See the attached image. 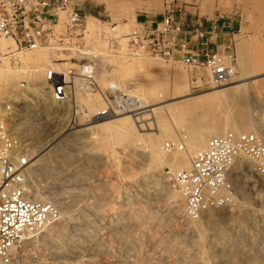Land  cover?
I'll return each instance as SVG.
<instances>
[{"label":"rangeland","instance_id":"374dc122","mask_svg":"<svg viewBox=\"0 0 264 264\" xmlns=\"http://www.w3.org/2000/svg\"><path fill=\"white\" fill-rule=\"evenodd\" d=\"M84 1V6L87 9V17H93L97 19V21L90 25V22L86 20V33L84 34L85 37L83 40L77 42L80 45V48H85L86 54L90 56L93 49H97L100 54L107 53L106 43L102 40V33H109L111 30L106 27V21L113 23L116 25L115 27H118L115 30L117 35L126 36L129 31L132 32L137 28V26L133 24L137 15L139 16L146 14L151 17L161 14L164 12L166 7L171 5L173 0H141V7L136 9L133 13L130 12L128 7L130 4H134L135 0H108L109 3L113 1V5L110 6L105 3V0ZM179 1H185L187 3L191 2V0ZM119 5H124V10L120 8ZM217 9L227 14L236 12L233 19L234 22H236L237 28L240 26V33L237 34L236 38L234 59L236 70L238 73L240 72L239 75H242L243 73L251 75L248 73L253 70H257L258 73L263 71L264 0H200L198 3L199 14L207 18H214ZM95 28H99V30H95ZM124 43L125 40H120V45L123 47L121 49V54L118 55L115 53L113 54V57H115V60L118 61L121 67L133 70V73H131V71L126 74L124 79L126 82V87L137 92L134 93L137 98H148L144 87L146 84L145 80L147 81L149 79H145V71L140 72L137 69L138 65L134 60V58L137 56L125 54ZM90 57L92 58V56ZM123 57L125 58L123 59ZM91 58L86 60V62L83 60L84 64L81 61L79 66L80 68H71L77 70L82 68L83 70H81L83 72L87 71L86 73H88V70L92 69ZM143 59L144 61L155 63L154 67L160 71L159 74H157L155 81L152 82L154 87L159 86L163 82L164 78H166L172 72L177 74L180 72L179 75L187 83V89L189 90L190 94L189 96L182 99L166 101L164 104L176 103L181 100L188 99L187 101L189 103H193V105H195L192 107L191 113L189 112L183 116L184 122H177V131L172 128L171 131L161 139V141L156 143L159 153H164L167 156L180 153L181 151L174 149H169V152L165 150L163 151L162 148L167 145L166 143L178 142L180 136L188 137L189 123L190 125L198 124L203 131H215L217 130L219 123L222 122L225 117H228L231 122L252 120L255 130L258 133L261 131L264 132V80L255 82L256 84L254 83V81H257L263 77L260 76L244 81L243 83L246 84L245 89L241 91V97L233 100V103L224 104L223 101H220L218 102V105L215 104L210 106L203 101H197L196 98L203 93L201 91L213 87V85L210 84L207 79H201V83L196 84L195 78H192L193 75L191 76L190 71L184 66L179 64L172 65L163 63L148 56H145ZM241 60L242 63H240ZM128 62L131 63L129 64ZM243 64L247 65L245 66V72L242 73L241 68ZM256 66L261 67H259L260 69H257L258 67ZM83 67H85V69ZM109 73H112V71L97 73V76L104 78L105 76L109 75ZM203 77L204 76L202 75V78ZM96 83L99 87L100 85L97 81ZM106 87L102 88L107 89L109 86L107 88ZM8 88L9 87L5 88V91H7ZM3 96L4 94H2L0 98L2 99ZM39 100L40 99H38L35 104L37 108L32 107L31 111H33L32 113L36 111L40 116L36 117L35 113L31 115L26 122L19 126L20 131L19 134H17L20 137L24 136L23 140H25L26 143H33L31 148H27V150L29 149L32 151L33 155L30 158L32 161H34V159H38L37 157L39 156L37 155L45 154L49 150H55V152L61 151V155L56 158V161L63 164L64 168H67L66 172L69 177H66V173L60 172V170L57 171L56 167H54L55 170L53 167H49L46 172L43 171L41 173H37L33 177L34 179L29 181L32 186L30 188L31 193H35V190L45 193L51 191L50 198H53L54 201L59 203L64 201L68 203L67 205L64 202L65 206H68V208L65 207L68 210L65 209L64 211V208H62V211L66 212L72 221L79 219L78 223L80 222L81 224L84 221L80 220V216L85 214L88 215L90 212H97L96 214H98L99 217L112 218L114 215L116 217L118 216L119 218V216L123 215L124 213V206H119L120 204L117 203L118 198L120 200L125 196L128 197L129 203L136 202L137 195L133 191L134 185L142 186L145 194H147L150 198L154 197L156 199L158 198L159 200H157L158 203L155 205L149 203L146 204L143 201L139 202L137 205V210L143 208L141 212L144 214V212L149 211V209H152L154 206H160L164 211L167 209V214L165 215L166 218L164 219L163 217L162 224L160 226L163 228L166 226L165 228L170 229L171 234L169 236H171V243L170 241H167V243L164 244L161 243V248H163L164 245H169V243L173 244L172 246L174 247L180 246V244L183 242L182 239L184 240V237L187 238V235L180 231L182 230L180 221L172 217L171 213H169L171 207L174 204L172 202L173 194H178V192H180L179 187L175 184L174 179L169 174V166L166 164H153L151 165L150 170H147L146 166H139L137 163L141 161L140 157H142V155L138 151V148L133 149V147H129L124 149L123 142L119 143L118 141H113L108 143L106 146H101L99 143L93 140H88L87 138L83 139L82 144L77 145L70 141L74 138V135L77 136V130L88 127V123H90L94 118L99 117V115H95V112L97 111H95V107L93 106L91 95L86 97H75V99L71 100L70 102L71 106L66 104H57L56 109L44 108L41 104L42 102L40 103ZM1 102L2 101H0V103ZM70 109H72L71 115ZM46 116L50 117L48 118L50 121L46 120ZM215 124H217L216 127ZM144 125L145 128H143ZM140 128L142 132L145 131L144 134H149V131H146L148 129L147 123H141ZM212 128L216 129L212 130ZM249 131L250 130H248L246 133H251V131ZM73 132L76 134H73ZM148 136H144V139L147 140L146 137L149 138ZM161 144L165 145L162 146ZM56 145H59V147H56ZM132 150L133 153L131 152ZM236 170L237 172L240 170V172L243 171V175H237ZM252 170L253 169L251 165L247 162H244L243 160L236 164L235 168L232 170V175H237V177H239V181L243 185L242 196L238 199V203L234 204L233 206H230L232 204V200L231 204L227 207L213 210V213H217L216 215L219 216L220 219L226 224L225 226L230 228L226 236L228 244H226L227 246L225 245L226 248L228 249L232 245L230 244L229 240H236L238 249L241 250V256H239V258L242 260H249L250 258L255 257L256 254L264 255V204L261 202L264 200V185H261L257 181ZM151 174L154 175V178H151L153 177ZM232 175L230 176L231 183L233 179ZM44 180L47 181V183H45ZM42 195L44 196V193ZM179 196L180 195L178 194V197ZM234 196L236 195L233 193V197ZM37 199L40 200V198ZM179 200L181 201L182 198L179 197ZM182 201H184V199ZM115 204H118V207L115 206ZM60 206L63 207L64 205L62 206L60 204ZM227 210L228 212H226ZM195 223L197 224L198 221ZM62 224H64V219L57 225V227L61 228ZM91 232L92 230L90 229L77 230V228H74L70 231L68 237H65L64 234L58 230H55L54 232L46 230L35 240L33 244L29 245L28 262L29 264H56L58 257L63 255L65 253L63 250H65L69 256L66 259H62V261L64 260L63 264H91V262L86 261L88 258L87 255H89L91 252L88 254L86 251H84V248L89 250V247H94L95 249H93V254H98L99 257H93V259L104 264L107 262L105 250L103 251L101 248H98V250L102 252L97 250V246L100 244V239L103 238V236H101V230L97 229L96 231L95 229L94 232ZM46 233L50 235L51 240L46 238ZM44 234H46V236ZM162 234L168 236L167 231L163 230ZM148 236L149 233L146 231L145 236L141 240L143 242V249L141 248L140 256L142 261L143 259L144 261L148 260ZM198 244L199 246H203L206 249L209 248V244L206 242H198ZM163 250L160 251L162 252ZM70 251L71 253H69ZM165 257L166 255L162 256V259H165ZM164 263L170 264L168 261H165ZM129 264H133V262H130Z\"/></svg>","mask_w":264,"mask_h":264},{"label":"built area","instance_id":"2783aa9c","mask_svg":"<svg viewBox=\"0 0 264 264\" xmlns=\"http://www.w3.org/2000/svg\"><path fill=\"white\" fill-rule=\"evenodd\" d=\"M199 1L173 0L161 20L154 24L138 21L137 15V28L126 36L117 35L113 30L116 25L106 21L111 30L102 33L107 50L117 54L120 40L125 39L127 55H144L184 66L196 84L201 79L212 85L228 82L234 72L235 44L240 33V26L237 28L233 19L236 12L227 14L217 9L214 18H207L196 11ZM84 4V0H0V68L20 66V55L40 49L54 54L79 52L77 41L84 39L87 16ZM2 42L8 44L2 46ZM94 75L90 70L82 76V85L85 93H98L105 102L100 117H108L115 111L137 112L139 101L132 89L110 86L101 90ZM77 77L74 68L60 72L48 68L44 74L45 97L59 105L71 106ZM18 94L24 95L30 104L36 98H29L27 82L20 83ZM11 97L8 90L2 98L0 116V264H29V245L48 228L61 223L62 210L55 201H39L31 193L27 169L33 154L11 128L20 104ZM166 144L170 150L182 148L180 141ZM239 160L250 164L254 176L264 185L263 131L228 132L211 138L203 150L194 154L188 170L171 176L190 217L196 219L206 210L230 205L233 186L229 175Z\"/></svg>","mask_w":264,"mask_h":264},{"label":"bare ground","instance_id":"6f19581e","mask_svg":"<svg viewBox=\"0 0 264 264\" xmlns=\"http://www.w3.org/2000/svg\"><path fill=\"white\" fill-rule=\"evenodd\" d=\"M105 3L108 6L113 5V1L109 3L108 0H105ZM140 4H141V0H135V3L132 5L130 4L128 9L130 10V12L133 13L136 9H139V7H141ZM119 6L124 10L123 7L124 5L123 6L119 5ZM86 20L90 22V25L94 24V22L97 21V19L87 16L85 18V23ZM133 24L137 26L135 20ZM117 28L118 27H115L113 30L115 31ZM96 29L99 30V28H95V30ZM85 33L86 31L84 32V34ZM129 33L131 32L129 31ZM102 40L105 42L104 39ZM123 40L125 39H121V41ZM1 44L2 46H5L6 44H8V42H2ZM122 48L123 47H121L120 45V50L117 53L118 55L121 54ZM106 52L107 53H101L102 54L101 55L97 49H93L90 55L92 56L91 58L88 54H86L85 48L79 49V52L72 51L66 54L65 53L54 54L47 49H40L20 55V61H21L20 66L17 67L4 66L0 68V96L2 94L5 95L6 92L10 90V92H12L13 97L11 98L13 102H20V105H18L16 109L17 112H15V115L13 116L14 122L11 125V128H13L16 134L17 133L19 134L20 131L19 126H21L22 123L26 122L31 115L35 113L36 117L40 116L39 114H37L36 111L34 113H32L33 111H31L32 107L36 106L35 104L38 99H40L39 100L40 103L42 102L41 104L46 109L47 108L56 109L57 107V103L52 102L50 101V99L45 97L46 84L44 83V74L48 68L56 72H60L63 69L71 68V67L80 68L79 66L81 61L83 62L84 60L86 62V60H89L91 58L92 59L91 70L95 73L94 79L95 82L97 81L98 84L100 85L99 89L102 90L104 89L102 87H106V86L107 87L117 86L119 88L122 87L126 88V84H125L126 82L124 79L126 77V74L131 71H132L131 73H133V70L129 68L125 69L124 67H121L118 61L115 60V57H113L114 55L107 50V47H106ZM125 54L127 55L126 52ZM135 56H134L135 57L134 60L136 62L135 61L134 62L137 63L138 65V66L136 65L137 69L140 72L145 71L146 74L145 79L146 78L149 79L147 81L144 79L146 82L144 89L148 95L147 96L148 98H137L139 101V106L137 108L136 113L115 111L113 114H111L108 117L99 116L98 118H94L90 123L87 124L88 127L77 130L76 131L77 136L74 135V138L71 139L70 141H72L77 145V144H82L83 139L87 138L88 140H93L99 143V145L101 146H106L108 145V143L113 141H118L119 143L123 142L124 149L129 147H133V149L138 148V151L142 155V157H140L141 161L137 163L139 166H146V169L150 170L151 165L153 164H160V165L166 164L170 168L169 174L171 176H174L177 172L188 170L191 167V159L194 156V154L200 150H203L206 146L205 144L211 138L223 136L228 132H232L235 134L246 133L248 130H250L252 134H259L253 127L252 120L231 122L228 119V117H225L222 120V122L219 123V126L215 131H203L198 124L190 125L189 123L188 137H184V136H180V138L178 137L180 144L182 145V148L180 150L179 149H175V150L181 152L173 154L171 156H167L164 153H159V149L156 143L161 141V139L165 137L171 131L172 128L177 131L178 129L177 122L180 123L184 122L183 116L188 114L189 112L191 113L192 112L191 109L195 105H193V103H189L187 101L188 99H184L176 103L164 104L166 101L182 99L190 95L189 90L187 89L186 81L179 75L180 72L178 74L172 72L170 75L167 74L168 76L164 78L163 82L159 86L154 87L152 85V82L155 81V78H157L156 76L157 74H159L160 71H158L154 67L155 63L144 61L143 59L145 58L144 55H135ZM124 58L125 57H123V59ZM240 63H242V60ZM246 65L247 64L242 65L241 68L242 73L245 72ZM85 67L83 68L85 69ZM256 67H258L257 69H260L259 67L261 66H256ZM81 69L79 70L75 69L79 77H77V79L75 80L76 89L74 96L72 97L71 100L75 99V97L78 98L79 96L86 97L91 95L93 106L95 107V111H97L95 112L96 113L95 115L98 114L100 115L102 110H104L105 108V102L103 101L101 96L98 95V93L87 94L83 91L82 76L87 74L86 73L87 71L83 72L82 71L83 69L82 70ZM88 71H90V69ZM107 71L110 72L112 71V73H109V75L105 76L104 78H100L99 76H97V73H104ZM233 71H234L233 76L228 82L221 85H213V87L201 91L203 93L200 96L196 97L197 101H203L204 103H207L210 106L215 104L218 105L219 104L218 102L220 101H223L224 104L233 103V100H236L239 97H241V91H243L246 86V84L243 83L244 81H247V79H252L260 76L263 78L254 81V83L260 80H264V69L259 73L257 72V70H253L248 73L251 75H247V73H243L242 75H239L240 72L238 73L235 65ZM21 82H27V84H29V98H31L32 96H35L37 98V99L34 98L33 101H31V104L27 102V98L24 95L18 94V90ZM7 87L9 88L7 91H5V88ZM133 93H137V92L133 91ZM0 101H2L1 98ZM1 112L2 110L0 103V116L2 114ZM46 117H47L46 120L50 121V119H48L50 117L49 116ZM141 123L143 124L147 123L148 129L146 131H149V134H144L145 131L142 132L140 128ZM216 125L217 124H215V127ZM143 128H145V125L143 126ZM214 129L212 128V130ZM74 133L75 132H73V134ZM144 136H148L149 138L150 137L151 138L149 139L146 137L147 140H145ZM21 138L24 139V136ZM23 142L26 143L25 140H23ZM32 144H33L32 142L26 143L24 144V147L31 148ZM56 147H59V145H56ZM162 150L168 152L170 151L168 148L166 149V145L162 148ZM131 152L133 153V150ZM60 155H61V151L55 152V150L53 151L49 150L45 154L37 155L39 156L37 157L38 158L37 160L34 159V161H32V159H29V166L27 169V176L29 181L34 179L33 177L37 173H41L43 171L46 172L49 167H53V168L56 167L57 171L60 170V172L67 174L66 172L67 168H64L63 164L58 163L56 161V158H58V156ZM240 161L241 160L237 161L235 165L232 167L229 178L232 175V170L235 168L238 162L240 163ZM239 172H237V175ZM233 175H232L233 179L231 184L233 186V193L236 196L232 197L233 201L231 200L232 204L230 203L231 204L230 206L237 204L238 199L241 198L243 193V185L239 181V177H237V175L235 176ZM151 176H153L151 178H154L153 174H151ZM66 177H69V175L67 174ZM44 182L47 183V181L45 180ZM31 187L32 186L29 182V188ZM133 191L137 195L136 202L129 203L128 197H125L124 195L122 199L119 200L118 198L117 203L120 204L119 206L120 207L124 206V210L122 209L124 213L123 215H120L119 218L118 216L116 217L113 214H112L113 215L112 218L99 217L98 214H96L97 212L96 213L90 212L88 215L80 214L81 215L80 220L84 221L83 223L80 224V222L78 223L79 219L72 221L70 219V216H68L66 212L62 211L61 218L62 220L64 219V224H62L61 228H58L57 226H53L51 228H48L47 230L51 232L58 230L59 232L63 233L65 237H68L70 231L74 228H77V230L90 229L92 230V232H94L95 229L96 231L97 229L101 230L102 233L101 236H103V238L100 239V244H98L97 250L98 248H101V250L103 249V251L105 250V257H107V262L104 264H129L130 262H133V264H165L164 263L165 261L170 262V264H264V257H262L264 255H260V254H256L255 257L250 258L249 260L240 259L239 256H241V250L238 249V246L236 244L237 242L236 240L232 239L233 237L231 238L232 240H229L230 244L232 245L230 247L228 246L229 248L227 249L226 246L228 244H227L226 236L230 228L225 226L226 224L220 219L219 216L216 215L217 213L216 214L213 213L214 212L213 210H217V209L206 210L202 212L196 219H193L187 214L185 210V204L184 201H182L183 196L180 192H178V194L180 195L179 197L182 198L181 201L183 203L179 200L178 194L173 192L174 194L172 196L173 199L172 202L174 204L171 207L169 213H171L172 217L180 221L181 229H182L180 231H182L183 234H186L187 238L184 237V240L182 239L183 242L182 244H180V246L178 247L172 246L173 244H170L171 236H169L171 234L170 229L165 228L166 226L164 228L160 226L162 224L163 217L164 219L166 218L165 215L167 214L166 213L167 209L164 211L162 210V207L154 206L153 208L151 207L152 209H149V211L147 212L143 211L144 212L143 214L141 212L143 208L137 210V205L139 204V202L143 201L146 204L149 203L155 205L158 203L157 200L159 199L158 198L156 199L154 197L150 198L147 194H145V192L142 189V186L139 185L138 186L134 185ZM50 192L47 194L45 192H40L38 190H35V193H33V197L36 200H38L37 198H40L39 201H54L53 198L52 199L50 198L51 196ZM43 193L44 196L42 195ZM55 202L58 203L59 206L60 204L62 206L64 205L63 207H61V210L62 208H64L65 211V209L68 208V206H65L66 203L65 201H64L65 203L64 202L59 203L57 201ZM261 202L262 204H264V200H262ZM66 204L68 205V203ZM118 204L117 205L115 204V206L118 207ZM226 212H228V210ZM197 221L198 223L196 224L195 222ZM163 230L167 231L168 236L162 234ZM146 231H148L149 233L148 236L149 241L147 245L149 255L147 256L148 260L144 261L143 259L142 261L140 259L141 248L143 247V242L141 240L145 236ZM46 234L44 235L46 236ZM46 238L48 240H51L50 235L48 234ZM167 241H170V243L168 242L169 245H164V247L161 248V243L164 244L167 243ZM198 242L208 243L209 248L206 249L203 246H199ZM93 249L95 248L89 247V250H86L84 248V251H86L88 254L89 252H91L89 255H87L88 258L86 259V261L91 262V264H103L93 259V257H97V258L99 257L98 254H93ZM160 250L163 251L161 252ZM63 251L65 253L63 255H60V257H58L56 264H63L64 260L62 261V259L68 258L69 254H67L65 250ZM69 253H71V251ZM163 254L166 255L165 259H162V256H165Z\"/></svg>","mask_w":264,"mask_h":264},{"label":"crops","instance_id":"0c3cea01","mask_svg":"<svg viewBox=\"0 0 264 264\" xmlns=\"http://www.w3.org/2000/svg\"><path fill=\"white\" fill-rule=\"evenodd\" d=\"M173 3V1L171 2V4ZM170 6V5H169ZM188 10L191 12V13H195V10L194 9H192V8H188ZM192 10H194V11H192ZM196 11H198V8L196 9ZM164 14V12L163 13H161V14H158V15H154V16H148V15H146V14H144V15H139V18L137 19L138 21H140V22H144V21H146V22H149V23H157V22H159L160 20H161V18H162V15Z\"/></svg>","mask_w":264,"mask_h":264}]
</instances>
